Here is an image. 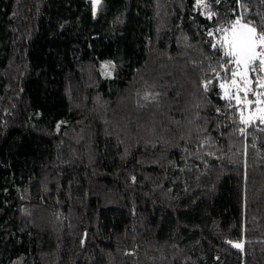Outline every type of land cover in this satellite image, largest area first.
I'll return each instance as SVG.
<instances>
[{
  "label": "trees",
  "instance_id": "16d2710c",
  "mask_svg": "<svg viewBox=\"0 0 264 264\" xmlns=\"http://www.w3.org/2000/svg\"><path fill=\"white\" fill-rule=\"evenodd\" d=\"M236 20L264 0H0V264H264Z\"/></svg>",
  "mask_w": 264,
  "mask_h": 264
},
{
  "label": "rangeland",
  "instance_id": "374dc122",
  "mask_svg": "<svg viewBox=\"0 0 264 264\" xmlns=\"http://www.w3.org/2000/svg\"><path fill=\"white\" fill-rule=\"evenodd\" d=\"M93 2V0H92ZM236 20L232 26L225 31L223 40L226 36H230L233 28L235 27L237 30H240L241 26L246 25L241 22L237 24ZM248 26V25H247ZM250 27V26H248ZM257 35V34H256ZM259 37V35H257ZM225 42V40H224ZM227 47L229 48L228 44L225 42ZM257 52H261V48L259 42L257 43L256 47ZM234 61V71L233 77L230 81L225 82L221 85L223 95L234 99V101L239 105V109L243 114L244 121H251V120H260L261 117H264V93L261 94L259 91L253 92V98H250L251 92V76H250V62L247 66L243 63L237 64L236 57L233 56ZM264 68V64H263ZM102 74L105 76L110 75V70L108 64L101 65ZM264 85V83L262 84ZM264 91V90H262ZM233 245H239L241 247V242H234ZM237 247V246H236Z\"/></svg>",
  "mask_w": 264,
  "mask_h": 264
},
{
  "label": "snow or ice",
  "instance_id": "6c2138e0",
  "mask_svg": "<svg viewBox=\"0 0 264 264\" xmlns=\"http://www.w3.org/2000/svg\"><path fill=\"white\" fill-rule=\"evenodd\" d=\"M100 0H93V15H95L97 5ZM239 24V21H237ZM229 46L228 55L236 57V63L239 65L243 63L247 66L252 60L260 57V63L264 64V34L257 37L255 27L241 26L240 30L233 28L231 35L224 38ZM259 42L261 52L256 51L257 43ZM264 121V117H261ZM239 247V245H235Z\"/></svg>",
  "mask_w": 264,
  "mask_h": 264
}]
</instances>
